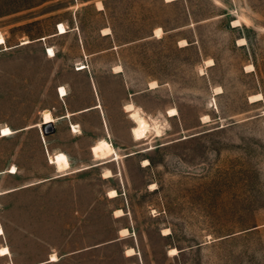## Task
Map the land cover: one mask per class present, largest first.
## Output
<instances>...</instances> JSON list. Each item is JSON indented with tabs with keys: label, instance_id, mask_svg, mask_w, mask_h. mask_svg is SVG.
I'll use <instances>...</instances> for the list:
<instances>
[{
	"label": "rangeland",
	"instance_id": "rangeland-1",
	"mask_svg": "<svg viewBox=\"0 0 264 264\" xmlns=\"http://www.w3.org/2000/svg\"><path fill=\"white\" fill-rule=\"evenodd\" d=\"M0 32V192L35 184L0 196V264H264V0H0Z\"/></svg>",
	"mask_w": 264,
	"mask_h": 264
},
{
	"label": "bare ground",
	"instance_id": "bare-ground-1",
	"mask_svg": "<svg viewBox=\"0 0 264 264\" xmlns=\"http://www.w3.org/2000/svg\"><path fill=\"white\" fill-rule=\"evenodd\" d=\"M58 31H59V34L60 35H63L65 33H67V30L65 28V26L63 24H59L58 26ZM163 32L160 28L156 29L155 30V34L157 35H161ZM28 41H25L24 44H27ZM182 43V42H181ZM184 43V42H183ZM5 44V39L2 35V33L0 32V46L1 45H4ZM54 50L51 49V48H48V51H47V55L48 57H54ZM85 65V64H84ZM82 64V66L79 68V70H83V69H86L85 66ZM212 66V65H211ZM116 69V72L119 73L121 71V67H117L115 68ZM158 85L156 82H152L150 84V87L153 89V88H156ZM58 94H60L61 98H64L67 96V92L65 90V88L63 87H60L59 90H58ZM256 99V97H255ZM99 106H97L96 108H98ZM124 110L125 112H127L129 114V117L133 120L135 126L131 129V134L133 136V138L135 140H142L144 138H146L147 136H149L152 132H155V136L156 137H160L161 136V127H159L157 125V123L153 124H150V121L143 116L142 114V111L135 107L134 104L132 103H128L124 106ZM177 114V110L176 109H171L168 111V115L170 117H173ZM66 117H70V113L67 114ZM55 119L53 117V115L51 114L50 111L46 110V111H43L42 113V123L43 124H46V123H52L54 122ZM48 124V125H49ZM52 127V126H51ZM76 125L74 124H71V130L76 133L77 130H76ZM13 134V131L9 128V127H4L1 129L0 131V138H3V137H8L10 135ZM110 147V144L107 140L105 139H102V140H99L97 143H95L90 151L93 155V157L96 159V160H103V159H106L107 158V149ZM121 156L120 155H115V158L113 160H117L119 159ZM50 159H51V163L54 164V165H57V167L60 169V170H63V169H66L67 167V164H68V160H67V157L65 156V154L63 153H56L52 156H50ZM144 162L147 163V160H144ZM79 171V170H77ZM17 171L15 169V167H13L12 170L8 171L9 174H15ZM105 175L107 177H109L111 175L110 171H106ZM112 194H115L116 192L115 191H112L111 192ZM116 213L121 216L122 215V211L121 210H117ZM117 215V216H118ZM127 232L126 229L122 230V233H125ZM4 232L2 230V228H0V237L3 236ZM172 252H175L176 250L173 249L171 250ZM134 254V250L133 249H128L127 250V256H132ZM10 255V250L7 248V247H4V248H1L0 249V257H5V256H8ZM57 261V256L56 255H51L50 256V261L49 262H55Z\"/></svg>",
	"mask_w": 264,
	"mask_h": 264
},
{
	"label": "crops",
	"instance_id": "crops-1",
	"mask_svg": "<svg viewBox=\"0 0 264 264\" xmlns=\"http://www.w3.org/2000/svg\"><path fill=\"white\" fill-rule=\"evenodd\" d=\"M60 24V23H59ZM64 25V24H63ZM157 28H159V27H157ZM162 29V28H161ZM57 31H58V27H57ZM155 31V30H154ZM163 31V30H162ZM65 34H67V33H65ZM54 35H60L59 34V31H58V33L57 34H54ZM64 35V34H63ZM104 36L105 35H108V34H103ZM154 36H155V34H154ZM156 37V36H155ZM160 38V37H159ZM41 41L42 40H45V38H42V39H40ZM48 48L49 47H47L46 48V53H47V50H48ZM51 48H53V47H51ZM54 49V48H53ZM55 52V51H54ZM47 55V54H46ZM55 56H56V54H55ZM48 57V56H47ZM48 58H51V57H48ZM54 58V57H53ZM116 66H120V65H116ZM115 66V67H116ZM87 69V68H86ZM82 71H84V70H82ZM122 71V70H121ZM120 71V72H121ZM119 72V73H120ZM59 90V89H58ZM59 95V97L61 98V96H60V94H58ZM67 97V96H66ZM100 103V102H99ZM99 103H96L95 105H93V106H90V107H88V108H85V109H82V110H74V111H72V112H67L66 114H68V113H70V117L72 116V115H77V114H81V113H84V112H87V111H91V110H101L100 108H96V106L99 104ZM102 106V105H101ZM102 111V113H103V109L101 110ZM66 114L64 115V116H62L61 118H68V117H65L66 116ZM69 117V118H70ZM55 119V118H54ZM104 123L103 124H105V127H107V122H106V120H105V118H104V121H103ZM49 123H46V124H43L42 123V119H41V123L40 124H35V127H40V130H41V132H42V134L43 135H49V134H51V133H53L54 132V130H53V122L52 123H50L49 125H50V127L48 128V133L46 134V133H44V131H43V125H48ZM71 124H73V123H71ZM71 124H70V128H71ZM75 125V124H74ZM52 126V127H51ZM6 127V126H5ZM2 129V128H1ZM25 129H29V127H26V128H24V130ZM14 132V131H13ZM14 134V133H13ZM12 134V135H13ZM11 135V136H12ZM10 137V136H9ZM4 138H7V137H4ZM0 139H2V138H0ZM46 142V140L44 139V138H41V142ZM45 145H46V147H47V142L45 143ZM48 149V148H47ZM56 153V152H55ZM48 154H51L50 152H49V150H47V154H46V156H47V162H48V164L50 165V163H49V161H48ZM53 154V153H52ZM66 154V153H65ZM67 155V154H66ZM68 156V155H67ZM70 160V159H69ZM70 165H71V163H70ZM50 166H53V165H50ZM97 166H100V165H94L93 167H97ZM12 167L13 166H11V168H9L8 170H5V171H0V176L1 175H4V174H8V173H6V171H10L11 169H12ZM54 167V166H53ZM89 168H92L91 166L89 167ZM88 168V169H89ZM17 169V168H16ZM56 169V168H55ZM57 170V169H56ZM86 170V169H85ZM82 171H84V170H82ZM57 172H58V170H57ZM79 172H81V171H79ZM72 173H78V172H72ZM17 174V173H16ZM15 174V175H16ZM69 174H71V173H69ZM69 174H67V175H69ZM9 175H12V176H15V175H13V174H9ZM67 175H64V174H61L60 172H58V174L57 175H55V176H53V177H51L49 180H55V179H59V178H61V177H65V176H67ZM33 185H35L34 183H30V184H27V185H22V186H17V187H13V188H8V189H5V190H2L0 193H2V194H0V196H4V195H7V194H10V193H13V192H15V191H18V190H21V189H24V188H27V187H30V186H33ZM4 192V193H3ZM6 192V193H5ZM118 209V208H117ZM117 209H115V210H117ZM114 210V211H115ZM3 229V228H2ZM122 229V228H121ZM120 229V230H121ZM120 230H118V231H120ZM4 231V230H3ZM4 236H5V231H4ZM9 249H10V252L12 251L11 250V248L9 247V246H7ZM12 254H13V252H11V256H6V257H10V258H13L14 256H12ZM51 254H55V253H51ZM50 254V255H51ZM49 255V256H50ZM56 255V254H55ZM49 256H48V258L47 259H40L38 262H35V263H32V264H50V263H56V262H58V260L56 261V262H49ZM57 256V255H56ZM58 257V256H57ZM14 260H15V258H14ZM10 264H14V262H11Z\"/></svg>",
	"mask_w": 264,
	"mask_h": 264
},
{
	"label": "water",
	"instance_id": "water-1",
	"mask_svg": "<svg viewBox=\"0 0 264 264\" xmlns=\"http://www.w3.org/2000/svg\"><path fill=\"white\" fill-rule=\"evenodd\" d=\"M50 127V125H43V131H44V133H48V128Z\"/></svg>",
	"mask_w": 264,
	"mask_h": 264
}]
</instances>
